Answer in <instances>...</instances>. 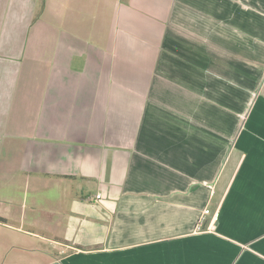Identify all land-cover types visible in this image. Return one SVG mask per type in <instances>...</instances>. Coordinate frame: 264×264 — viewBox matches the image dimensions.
<instances>
[{"label":"crops","instance_id":"obj_1","mask_svg":"<svg viewBox=\"0 0 264 264\" xmlns=\"http://www.w3.org/2000/svg\"><path fill=\"white\" fill-rule=\"evenodd\" d=\"M4 178L11 264H264V0H0Z\"/></svg>","mask_w":264,"mask_h":264},{"label":"rangeland","instance_id":"obj_2","mask_svg":"<svg viewBox=\"0 0 264 264\" xmlns=\"http://www.w3.org/2000/svg\"><path fill=\"white\" fill-rule=\"evenodd\" d=\"M22 7L21 4L17 7V10L21 11ZM38 10V9H36ZM14 13H21V12H14ZM20 21H21V16H20ZM7 33H1V35H5ZM3 38V37H2ZM6 40V39H5ZM43 41V40H42ZM51 38L47 41L48 44H50ZM43 47V46H42ZM45 47V46H44ZM30 48V49H29ZM27 49V54H30V50L33 48L35 50V54H39L44 51V55L47 53H50L49 48H41L39 45L36 47H29ZM33 51V50H32ZM32 53V52H31ZM26 56V55H25ZM26 61V59L24 60ZM47 63H42L41 67L45 70L48 68ZM36 70V69H35ZM37 71V70H36ZM5 181H3L2 184V189L0 192V210L1 212H8L9 214L14 216H21V212L23 210H26V216L27 217H44L42 213L43 210L41 207L36 206L32 207L30 205L32 201H36L37 203H43V198L45 193H42L40 195H37V193L33 192L32 190H26L24 188V185L26 184L25 182L21 181H16V182H10L9 180L7 181L4 178ZM52 190H50L51 192ZM55 189L52 193V197L57 195L55 194ZM13 201H12V200ZM7 200V201H6ZM11 200L12 203L9 204V201ZM53 218L50 217L47 219L49 223L52 225L53 222L55 221ZM10 222H16L15 220L9 219ZM55 223V222H54ZM21 227L22 230H17V229H12L9 225H5L0 223V264H11V261L13 259H16L18 256L25 257V252L16 249L17 247H14L16 244H22L24 246H27L29 243H35L37 242L35 237H30L26 234L25 229L28 228H36L38 229L39 225H32V224H23V223H15ZM40 241V245H41Z\"/></svg>","mask_w":264,"mask_h":264},{"label":"trees","instance_id":"obj_3","mask_svg":"<svg viewBox=\"0 0 264 264\" xmlns=\"http://www.w3.org/2000/svg\"><path fill=\"white\" fill-rule=\"evenodd\" d=\"M38 15V14H37ZM38 16H35V19L37 18Z\"/></svg>","mask_w":264,"mask_h":264}]
</instances>
